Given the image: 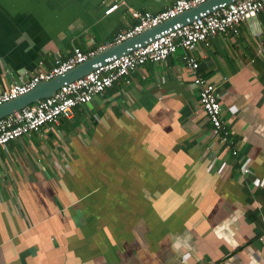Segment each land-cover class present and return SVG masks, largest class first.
Wrapping results in <instances>:
<instances>
[{
  "label": "crops",
  "instance_id": "obj_1",
  "mask_svg": "<svg viewBox=\"0 0 264 264\" xmlns=\"http://www.w3.org/2000/svg\"><path fill=\"white\" fill-rule=\"evenodd\" d=\"M173 2L0 0V92L74 46L112 42L136 22L131 8ZM254 23L145 63L1 146L0 264H264V10ZM185 53L215 85L230 149Z\"/></svg>",
  "mask_w": 264,
  "mask_h": 264
},
{
  "label": "built area",
  "instance_id": "obj_2",
  "mask_svg": "<svg viewBox=\"0 0 264 264\" xmlns=\"http://www.w3.org/2000/svg\"><path fill=\"white\" fill-rule=\"evenodd\" d=\"M205 1L174 0L170 6L158 12L131 8L129 13L136 22L116 34L112 42L87 51L74 46L64 60L58 61L48 70L38 71L22 82L11 83L0 92V103L28 92L40 81L50 80L68 71L110 45L131 38ZM121 3L108 4L104 14L113 13L119 9ZM262 10H264V0H234L228 4L221 3L212 11L208 9L201 11L191 20L187 19L186 23L176 22L157 33L153 39L137 43L133 48L130 47L126 53L106 57L104 62L96 63L85 75L63 84L53 95L0 118V147L11 140L38 131L47 124H57L60 117L70 118L76 106L90 102L96 94L111 87L121 78L127 77L145 63H157L167 59L179 47L189 50L199 44H207L210 38L228 31L236 34L238 26L244 22H249L252 28H255V18ZM253 34L260 37V32L257 30ZM263 52L264 44L260 41L256 53ZM182 59L185 66L196 73L193 83L197 87L198 101L213 130L219 133L218 141L230 149L234 142L230 137L228 123L222 115V106L215 92V85L209 81L208 77L198 73L199 63L194 57L185 53ZM231 153L237 154L234 149ZM248 171L249 169L246 168L245 172Z\"/></svg>",
  "mask_w": 264,
  "mask_h": 264
},
{
  "label": "water",
  "instance_id": "obj_3",
  "mask_svg": "<svg viewBox=\"0 0 264 264\" xmlns=\"http://www.w3.org/2000/svg\"><path fill=\"white\" fill-rule=\"evenodd\" d=\"M232 1L234 0H206L205 2L185 10L182 13H179L176 16L171 17L131 38L106 47L104 50L88 58L86 61L77 64L68 71L57 75L50 80L40 81L28 92L0 103V118L14 113L40 99L53 95L63 84L85 75L93 69L96 63L104 62L106 57L113 54L120 55L122 53H126L130 47L133 48L137 43H144L145 41L147 42L150 39H153L157 33H160L162 30L172 26L176 22L186 23L187 19L191 20L194 15H199L201 11H205L207 9L212 11L215 6L218 7L221 3L228 4Z\"/></svg>",
  "mask_w": 264,
  "mask_h": 264
}]
</instances>
